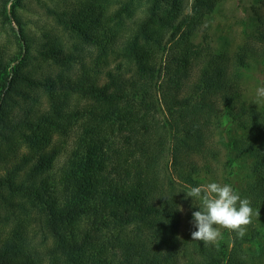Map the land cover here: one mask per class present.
<instances>
[{
  "label": "trees",
  "instance_id": "16d2710c",
  "mask_svg": "<svg viewBox=\"0 0 264 264\" xmlns=\"http://www.w3.org/2000/svg\"><path fill=\"white\" fill-rule=\"evenodd\" d=\"M220 1L63 0L46 10L81 46L61 48L28 34L25 0H0L16 25L0 50V264H264L254 237L191 238L202 202L186 193L222 176V149L264 225V110L242 77L264 69V0L242 44L214 52L193 35Z\"/></svg>",
  "mask_w": 264,
  "mask_h": 264
},
{
  "label": "rangeland",
  "instance_id": "374dc122",
  "mask_svg": "<svg viewBox=\"0 0 264 264\" xmlns=\"http://www.w3.org/2000/svg\"><path fill=\"white\" fill-rule=\"evenodd\" d=\"M63 0H25L26 9L19 10L24 22L25 28L28 34L36 40V42H43L46 38H52L55 44L61 48H75L81 46L80 40L75 38L71 33L63 32L57 22L53 19V16L46 10V7H54L55 4L62 2ZM107 3H114L116 0H106ZM193 0H182L181 14H186L189 5ZM143 6V5H141ZM259 4L255 0H222L220 1L214 10L204 17L202 23L197 27L194 32V42H201L202 38L206 35L207 41L214 52L221 51H234L238 46L242 44L245 39V34L249 31L250 14L252 8H258ZM9 9V5L7 6ZM140 14L141 7L138 9ZM180 18V17H179ZM178 18V19H179ZM14 28L16 25L11 24ZM5 24L4 27L0 26V50L5 53H10L14 50V46L10 43L12 38H8L9 34L12 35V27ZM169 36V33L165 35V38ZM85 48H88L84 44ZM42 72H54L57 71V67L48 66L41 63ZM40 72V71H39ZM244 94L248 102H251L264 110V99L257 97L256 90L259 87H264V69L255 67H248L242 72ZM228 128L234 129V125H229ZM71 147V135L70 138L64 142V149L62 153L54 161V166L51 171L52 175H57L59 168L66 161V152ZM24 150V149H22ZM231 159L233 155L230 156ZM221 162L225 163L226 167L222 172V176L217 175L215 183L229 184L233 189L239 193L241 198H244L242 190L244 188L245 178V162L240 159H233L229 161L226 158V151L222 149ZM221 173V171H220ZM206 186V185H203ZM254 213L256 212L253 209ZM187 212V207H183V214ZM183 215V217H184ZM260 217L253 216L252 223L247 228V233L244 236L249 239L254 237V240L258 239L264 242V225H262ZM255 230H254V229ZM223 240L226 242L231 241L234 238L235 233L229 232L227 229H219ZM256 231V233H255ZM253 235V236H252ZM252 242H244L243 248L247 249L249 246L254 250L256 244Z\"/></svg>",
  "mask_w": 264,
  "mask_h": 264
},
{
  "label": "clouds",
  "instance_id": "9594fccd",
  "mask_svg": "<svg viewBox=\"0 0 264 264\" xmlns=\"http://www.w3.org/2000/svg\"><path fill=\"white\" fill-rule=\"evenodd\" d=\"M257 97L264 99V87L256 90ZM202 202L198 211L192 212L191 223L194 231L191 238L203 242L204 246L222 239L220 228L235 233L238 238H243L248 226L252 223L255 213L248 198H241L238 192L229 184L209 183L206 186L192 187L186 193V198ZM183 211V209H180Z\"/></svg>",
  "mask_w": 264,
  "mask_h": 264
}]
</instances>
